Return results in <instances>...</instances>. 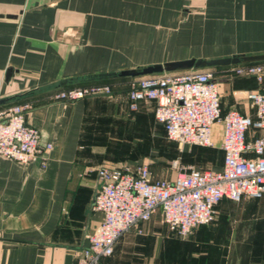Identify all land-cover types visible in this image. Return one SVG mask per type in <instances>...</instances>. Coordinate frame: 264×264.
<instances>
[{
    "label": "crops",
    "instance_id": "obj_1",
    "mask_svg": "<svg viewBox=\"0 0 264 264\" xmlns=\"http://www.w3.org/2000/svg\"><path fill=\"white\" fill-rule=\"evenodd\" d=\"M135 3L136 0H0V97L31 90L11 104L30 102L27 121L40 130L42 145H53L44 152L45 166L0 156V264H75L77 255L88 246L87 235L103 218L100 211L93 209L97 169L102 160L101 147L95 144V119L106 116L119 121L118 108L105 113L100 105L112 101L117 102L116 107L122 101L128 105L130 81L88 80L90 74L129 65L112 61L105 54L112 48L109 39L118 41L120 29L121 37L142 39L137 48L131 43L123 47L125 52L138 54L133 62L139 65L189 58L184 56V50L173 51L174 57L167 60L149 58L150 48L145 47V41L152 35L165 36L162 31L166 29L152 26L149 21L155 20L149 17L125 18L133 23L120 28L119 6ZM245 3L248 6L239 10L235 18L221 11L225 9H213V17L202 28L186 35L201 39L199 54L264 52V0H243ZM222 12L226 16L214 19ZM135 21L149 23L136 25ZM70 25L82 26L83 35L82 31L79 38L65 33V26ZM224 40L232 48H220ZM244 48L258 50H241ZM10 68L13 75L7 80ZM68 78L76 80L55 87ZM234 78L224 77L227 98L225 104L222 102L223 111L237 109L255 115L243 92L264 91V80L260 83L255 77ZM106 82L114 87L112 100L54 98L61 89ZM150 103L154 108L156 102ZM137 112V117H145L149 111L144 108ZM152 114L166 134L164 126L156 121L154 109ZM215 141L221 146L219 124L215 125ZM222 154L224 161L223 150ZM223 161L216 170L222 168ZM217 208L216 220L197 226L188 238L173 233L157 213L141 225L143 233L132 229L124 234L104 264H264V197L243 199L239 204L224 198Z\"/></svg>",
    "mask_w": 264,
    "mask_h": 264
},
{
    "label": "built area",
    "instance_id": "obj_2",
    "mask_svg": "<svg viewBox=\"0 0 264 264\" xmlns=\"http://www.w3.org/2000/svg\"><path fill=\"white\" fill-rule=\"evenodd\" d=\"M226 76L264 80V62L227 67ZM213 69L189 70L139 76L129 81V109L156 102V121L167 137L185 146H214L215 125L222 126L221 169L184 167L174 161L173 179H154L147 164L101 165L93 209L103 218L87 235L89 245L77 255L75 264H104L119 239L161 213L168 228L181 237L199 225L214 221L217 205L224 198L242 201L264 197V91L248 90L243 95L255 115L222 108L220 82ZM110 83H92L61 89L54 98L76 101L98 95H113ZM30 102L0 106V156L22 164L40 162L52 143L41 144L40 130L27 121Z\"/></svg>",
    "mask_w": 264,
    "mask_h": 264
},
{
    "label": "rangeland",
    "instance_id": "obj_3",
    "mask_svg": "<svg viewBox=\"0 0 264 264\" xmlns=\"http://www.w3.org/2000/svg\"><path fill=\"white\" fill-rule=\"evenodd\" d=\"M164 1L166 3H164ZM251 1L253 0H247V3ZM216 2L220 4H215ZM247 6L246 3L243 4V0H136L134 6H119L118 24L119 27L122 28L123 26H130L132 25L131 23H133L128 22L125 18L132 20L131 18L140 17L138 19L145 20L149 17L150 20H155L149 21L152 26L160 28L165 27V33L162 31L165 36L152 35L151 38L145 41V47L149 46L150 48V59L167 60L174 57V53L172 54V52L175 50H184L186 53L184 56L189 58L193 56L217 58L232 55L239 50L231 51L229 53H216L218 55L199 54L198 52L201 51V47L198 45H200L201 39L187 38L186 35H192L196 29L202 28L204 23L213 17H211V11L213 9H225L221 11L228 14V17L235 18L238 16V11L242 9L244 10ZM126 12L127 15H125ZM224 12L214 16V19L217 21L220 20L222 16H224ZM149 22L147 21L145 23ZM145 23H143V21L134 22L136 25ZM81 24L82 26L84 25V23ZM91 25H93V23ZM76 26H65L66 29H64V32L71 36L77 35L75 37L79 38V32L82 31L83 35L82 26ZM94 26L95 24L93 27ZM181 29H183V31ZM119 34L120 39H118V41H116V39H109L108 44H110L112 48L109 49V53L106 52L105 54L108 55L112 61L119 60V64H129L128 66L130 67L139 65L140 63L133 62L136 61L134 60V56H138V54L129 51L125 52L126 49L123 47L131 43V46L137 48L142 44V39H139V37H136L138 39L121 37V34H123L121 29ZM81 39L84 40V38ZM81 39L80 41H82ZM105 40L106 39H103L104 42ZM237 40L240 42L239 39ZM182 43H184V45ZM220 44V48H223L224 51L226 50L225 48H232L231 45H229L230 43L226 40L222 41ZM104 46L107 45L104 44ZM241 50L257 51L258 49L244 48ZM227 67L230 66L213 68L217 79L229 77L223 72ZM242 77L244 78V76H236L234 79L236 81ZM128 79L131 80L133 78ZM118 80L119 79H116L115 81ZM219 82L221 84L222 102L225 104L227 90L224 88L223 80ZM77 86L78 85L75 87ZM98 97L111 98L113 96L98 95L91 98ZM114 99H116V97ZM112 102L113 103L111 104L104 103L100 106H102V111L105 113L114 112V110L118 108L121 116L119 121L115 122L113 118H106V116L95 119V144L101 147L102 156L100 165H118L123 163L133 166L147 164L150 167L152 178H163L168 180L173 179L178 172V168L173 165L176 160H179L184 167L194 166L199 169L216 170L221 166L223 154L219 141H215L214 146L212 147H199L194 145L185 146L181 149L179 144L170 140L162 127L155 122L152 114L154 108L150 102L145 103L143 107H141V109L145 108V110L149 111L145 117H137L138 112H131L124 101H122L118 107L115 106V103H117L116 101ZM225 199L232 204H239L242 202L234 201L229 198ZM216 210L218 214V208ZM217 214L214 221L217 218Z\"/></svg>",
    "mask_w": 264,
    "mask_h": 264
},
{
    "label": "water",
    "instance_id": "obj_4",
    "mask_svg": "<svg viewBox=\"0 0 264 264\" xmlns=\"http://www.w3.org/2000/svg\"><path fill=\"white\" fill-rule=\"evenodd\" d=\"M14 16V15H11ZM264 62V52L258 53H234L232 55L207 58V57H191L180 60H170L165 62L135 65L133 67L124 66L119 67L113 71L96 72L88 75V80H109L121 78H134L152 74H167L173 72H182L189 70L213 69L217 67L234 66L239 64ZM13 75V70L10 68L6 73L8 80ZM76 79L68 78L57 82L55 87H61L75 82ZM216 81L226 79H215ZM30 91H23L6 97H0V106L9 105L18 100L19 97L28 94ZM85 245H89V240H86ZM70 259V257H69Z\"/></svg>",
    "mask_w": 264,
    "mask_h": 264
},
{
    "label": "trees",
    "instance_id": "obj_5",
    "mask_svg": "<svg viewBox=\"0 0 264 264\" xmlns=\"http://www.w3.org/2000/svg\"><path fill=\"white\" fill-rule=\"evenodd\" d=\"M113 94H114V93H113ZM105 96H109V95H105ZM139 109H140V108H139ZM139 109H138V110H139ZM217 206H218V205H217Z\"/></svg>",
    "mask_w": 264,
    "mask_h": 264
}]
</instances>
